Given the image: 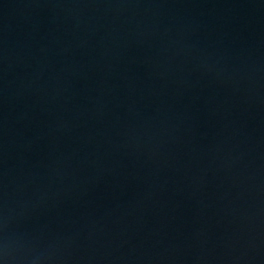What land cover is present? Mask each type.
Returning <instances> with one entry per match:
<instances>
[{
	"label": "water",
	"instance_id": "1",
	"mask_svg": "<svg viewBox=\"0 0 264 264\" xmlns=\"http://www.w3.org/2000/svg\"><path fill=\"white\" fill-rule=\"evenodd\" d=\"M0 264H264V0H0Z\"/></svg>",
	"mask_w": 264,
	"mask_h": 264
}]
</instances>
